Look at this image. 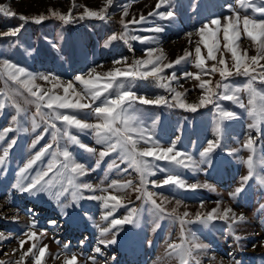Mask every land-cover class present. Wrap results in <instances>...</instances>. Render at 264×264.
Returning <instances> with one entry per match:
<instances>
[{"label": "rangeland", "instance_id": "rangeland-1", "mask_svg": "<svg viewBox=\"0 0 264 264\" xmlns=\"http://www.w3.org/2000/svg\"><path fill=\"white\" fill-rule=\"evenodd\" d=\"M157 2L158 0H113L107 8L106 18L101 20L79 17L84 12L85 6L91 10H99L105 6V0H74L75 8H73V0H0V5H7L17 13V16L22 14L33 17L44 14L49 17L37 24L31 20L25 23L18 18H7L0 14V32L9 31L20 24L24 25L15 37L0 36V61L7 59L38 76L59 77L62 83L72 81L78 91H83V86L75 82V76L87 77L93 68L98 73H105L116 67L125 68L132 65L135 60L146 59L149 49L162 50L167 57L164 63L174 62L187 51L191 55L181 64L166 69L163 75L170 77L175 72L177 79L172 81V88L184 93L183 99L186 103L198 104L202 95V90L198 87L199 82L183 76L185 72L200 71L195 67V48L200 39L198 30L213 18L219 17L224 23V17L232 15V9H238V5L235 0H172L170 8L161 7L156 10ZM50 9L64 14H67L69 9H73L72 15L75 18L65 24L51 17ZM125 9L128 11L127 16L124 15ZM168 10L175 14L171 19L148 15L152 11ZM240 11L242 15L248 14L256 19L264 18L250 9ZM141 15L146 17L144 22L128 24L125 37L127 43L123 39H117L105 47V41L111 35L125 32L121 20L127 23L133 19L139 20ZM210 26L215 28L214 25ZM157 28H162L163 31H155ZM131 36H136L138 39L132 40ZM224 43L221 30L219 51L216 53L217 61L223 56L228 67L232 68L231 53L224 48ZM200 47L202 55L206 58L207 49L202 44ZM238 50L241 52L247 50L249 56L257 54L255 45L243 34L242 24ZM117 60L121 63H114ZM217 61L207 60V65L210 67ZM261 63L264 64V61ZM201 78L211 79L214 83L221 80L218 73ZM247 79L243 75H233L225 83L230 87H242ZM36 83L45 90L52 88V83L43 80H37ZM255 83L256 87L264 90V84L259 81ZM126 84L131 91L140 96H146L148 99L163 96L170 104L175 103L172 100L174 93L157 87L151 79L147 81L137 79ZM15 87L16 85L11 84L10 81L6 83V77L0 75V89ZM55 91L63 94L62 88H57ZM240 95L246 103L247 95L245 93ZM15 99L27 114V119L22 113L20 130L7 133L5 141H0V154L7 143L16 141L9 151L6 163L0 166V234L5 237L0 240V261H4L5 264H15L21 255V251L18 250L19 240L26 239L23 233L35 221L36 226L33 230L38 235L43 233L39 245L48 246L45 264H62L65 244L69 246L68 252L78 255L80 264H91L87 258L93 255L97 258V264H179L175 257L166 255L167 243L179 241V224L174 223L165 214L159 220L160 227L153 231L155 217L151 212V203L146 202L143 197L137 200L136 196L140 193L131 190L124 193L127 207L118 208L114 216L122 218L127 213L128 207H136L141 209L138 223L124 225L116 237L115 244L105 246L98 243L101 237L97 225L106 226L107 222L101 220L105 210L101 201L89 200L86 197L106 195L107 193L100 189H106L112 180H132L134 185H139L140 182L134 170L124 171L127 165L121 163L115 153L106 157L101 166L96 168L95 157L87 151L66 139L59 141V146L67 147L77 162L92 169L87 175L80 177L78 182L91 184L96 190H81L85 198L79 199L76 203L71 202V196L61 197L60 202L57 203L56 199L50 198L47 193L31 195L21 193L14 187L19 169L32 154L51 142L52 131L49 128L45 132L44 129L48 125L37 116L36 120L40 127L33 133L31 117L36 112V106L30 103L32 97L21 90L16 94ZM83 102L88 103L90 99H85ZM217 103L225 110L236 113L237 117L223 122V131L219 138L221 146L212 153L210 163L199 165L200 170L175 169L188 184L207 183L211 184L214 190L200 187L192 191L171 185L156 186L152 183L147 185V190L156 194L154 198L158 203L165 201L164 207L169 211L177 207V200L181 201L177 211L189 212L192 219L197 212L206 213L217 207L218 202L222 209L230 207L237 216L242 214L245 217V221L234 225L232 231L229 230V222L222 220H216L207 226L200 223L186 225L189 239L194 237L209 245L206 253L200 257L202 264H236L237 261L239 264H264V208H262L264 185H261L257 179H252L235 199L229 195L240 186L241 178L247 175V168L241 158L246 159L250 154L242 147L249 134L255 140V158L258 164L264 161V124L261 125L260 132L253 131L248 127L251 121L244 108L228 100H219ZM134 108L141 126L147 129L146 135H151L154 141H158L164 147L176 141L179 150L191 154L197 161L200 160L199 153L207 146V141L217 139L213 129L218 119V111L212 104L199 107L195 112L180 107L142 105L138 102L134 104ZM42 111L50 112L47 108H43ZM59 111L94 122L90 110L61 109ZM12 114H15V109L10 105L0 110V130L10 126ZM55 123L59 128L64 127L60 121ZM24 128L28 130L24 131ZM72 132L85 145L97 150L103 148V145L96 144L91 134L80 133L75 129H72ZM38 134L42 135L43 139L32 148V141ZM150 146L151 142L145 143L143 140L138 144L140 149ZM50 158L46 156L42 162H38L28 175L33 176L36 171L46 167ZM148 159L156 166V175L148 177L149 181L161 182L164 179L166 173L160 171V168L168 170L174 168L164 161ZM112 160L116 161L119 168L109 172L107 166ZM257 171L264 175V168L258 167ZM106 173L107 178H105ZM109 191L113 190L109 189ZM113 194L121 193L113 191ZM65 204L69 206L64 207ZM236 236L240 239L237 240ZM108 238L111 239V236ZM30 246L31 242L26 243L23 251ZM96 247L102 249L101 254L95 253ZM57 256L60 258L57 259ZM25 264H32V258H26Z\"/></svg>", "mask_w": 264, "mask_h": 264}, {"label": "snow or ice", "instance_id": "snow-or-ice-1", "mask_svg": "<svg viewBox=\"0 0 264 264\" xmlns=\"http://www.w3.org/2000/svg\"><path fill=\"white\" fill-rule=\"evenodd\" d=\"M238 9H232V15L224 17L222 23L219 17L213 18L209 23H205L203 27L198 30L199 42L195 48V67L200 71L197 73L185 72V78H192L198 81V87L202 90V95L199 98L198 104H188L183 99L184 93L176 91L172 88V81L177 79L176 73L173 72L170 77L163 75L166 69L173 68L174 65H179L184 62L191 53L185 52L183 56L178 57L174 62L164 63L167 57L162 50L149 49L146 59L135 60L132 65L125 68L116 67L105 73H98L93 68L88 76L77 75L75 82L83 86V91H78L76 84L72 81L62 83L59 77H49L48 75H35L27 69L20 67L7 59L0 61V75L6 77L11 84L16 85L15 88L0 89V110L11 106L15 109V114L10 117V126L0 130V141H5L6 134L20 130V118L22 113L27 119V114L23 112L21 106L16 102L15 96L22 90L32 97L30 103L35 104L36 112L31 117V131L35 133L40 127L36 120L39 116L48 125L44 129L45 132L49 128L51 131V142L45 144L38 151L30 156V158L19 169L17 181L14 187L21 193H29L31 195H38L47 193L50 198L56 199L60 202L61 197L71 196L72 203H76L79 199L85 198L82 195L83 189L95 191L91 184L78 182L80 177L88 174L92 169L85 166V164L77 162L71 151L67 147L61 148L59 141L66 139L74 145H78L81 149L87 151L91 156L95 157V167L99 168L106 157L113 153L127 165L128 169H132L139 177V185H134L132 180H112L106 189H100L106 192V195H92L86 197L89 200H97L102 202V207L105 210L102 213L101 220L107 222L106 226L101 227L97 225L100 232V245H112L117 242V235L124 225H135L138 223L141 215V209L136 207H128L127 213L122 218H116L114 213L118 208L127 207L125 203V195L128 190L140 193L136 196L137 200L142 197L146 202L152 205V215L155 217L153 231L160 227L159 220L163 215L170 217L174 223L179 224L180 236L178 242L167 243L166 255L168 257H175L179 264H202L201 255L205 254L209 248L208 244L202 243L196 238L189 239L186 225L192 223H200L201 225H209L216 220L229 222V230L232 231L233 226L245 221V217L241 214L237 216L230 207L221 208L219 202L217 207L212 208L206 213L197 212L195 218H190V213L184 211L179 213L177 211L181 201L177 200L176 205L169 211L164 207V202L160 203L154 198L156 195L147 190V185L152 183L156 186H175L178 189L196 190L203 187L214 190L211 184H188L175 169H187L192 171L200 170L199 165L203 163H210L212 153L219 148L220 136L223 131V122L226 120L236 119V113L225 110L220 107L217 101L228 100L238 104L244 108L251 123L249 129L260 132L261 125L264 124V90L256 87L257 81L264 84V18L256 19L248 14L241 13L240 10L250 9L253 13H258L264 17V0H235ZM113 3V0H105V6L99 10H91L84 7V12L80 15V19L85 17L98 18L104 20L107 15V8ZM172 0H158L156 10L161 7H171ZM231 7V6H229ZM73 8L75 3L73 0ZM50 16L63 21L65 24L72 22L75 18L72 15L73 9H69L67 14L61 13L54 9H50ZM0 14L7 18H18L20 21L27 23L31 20L34 23H42L48 19V16L40 14L33 17L24 15L17 16L15 11H12L7 5H0ZM124 15H128L127 9L124 10ZM149 16L159 15L163 19H171L174 17V12L168 10L166 12L152 11L148 13ZM145 16L141 15L139 20L133 19L127 23L121 20L125 32L123 34H113L105 41V47H108L111 42L117 39L125 40L127 43L126 34L128 24H139L144 22ZM241 24L243 34L255 45L257 54L249 56L247 50L243 52L238 50V41L241 39ZM210 25H214L215 28ZM23 24L5 32H0V36L15 37L23 28ZM222 30L224 48L231 53L233 61L232 68L221 56L217 61L216 53L219 51V33ZM155 31H163L162 28H157ZM130 39H138L136 36H131ZM207 49V57L202 55L200 45ZM159 52V54H155ZM155 54V55H154ZM207 60L217 61L210 67L207 65ZM114 63L119 64L121 61L117 60ZM219 65V66H218ZM234 69V70H233ZM259 69V71H258ZM218 73L221 77L220 81L215 83L211 79H202V76H211ZM233 75H243L247 77V82L242 87H230L225 81ZM149 80L151 79L159 88H164L167 91L173 92L172 100L174 104H170L166 97L160 96L155 99H148L146 96H140L136 92L131 91L127 87L126 82L134 80ZM37 80H43L46 83H52V88L45 90L42 86L36 83ZM62 88L63 94H58L55 90ZM222 89V91H217ZM241 93L247 95V102L245 103L241 98ZM85 99H90V102H83ZM98 102V103H97ZM138 102L142 105L169 107H180L186 110L195 112L199 107L207 105H214L218 111V119L213 129L215 140H208L207 146L199 153L200 160L197 161L191 154L183 152L177 148V142L172 141L167 147L162 146L158 141H154L151 135H146L147 129L141 126V121L135 115L136 109L134 104ZM95 105V106H94ZM43 108L50 110L48 113L42 111ZM90 110L94 117V122L83 120L76 115L67 114L59 110ZM55 121H60L64 127L59 128ZM155 123V121L153 122ZM75 129L77 132H87L91 134L96 144L103 145L101 150L89 147L82 143L77 135L72 132ZM24 128V131H27ZM43 139L42 135H37L33 139L31 147L36 145ZM143 140L145 143L151 142V146L140 149L138 144ZM16 143L12 140L7 143L6 147L2 148L0 154V166H3L9 156L10 149ZM55 146V147H54ZM243 149L250 154L246 159H242V163L247 168V175L241 178L240 186L230 193L232 199H235L240 193L245 190V186L252 179H257L261 185H264V175H261L257 168H264V161L258 164L256 160V146L255 140L249 134L243 142ZM46 156H50L47 165L35 172V175L29 176L28 173L34 169L38 162H42ZM152 158L155 161H164L167 164L174 166L172 170L160 168V171L166 173L161 182L155 180L149 181L148 177L156 175V166L148 159ZM108 171L114 168L118 169L119 165L115 160L108 164ZM107 178V173L106 177ZM27 181V183H25ZM113 190L116 193L113 194ZM166 199V198H165ZM130 202V201H129ZM68 207V204L63 205ZM203 207V204H201ZM264 208V206H262ZM55 223V221H51ZM35 221H33L28 230L23 233L26 239L19 240V249L21 255L15 264H25L26 258H32V264H45L47 256V245L40 246V235L35 229ZM111 236V239L108 237ZM5 237L0 234V240ZM237 240L239 236L235 237ZM31 242V246L23 251L24 245ZM68 245H64L62 264H80L79 257L76 253L67 251ZM17 250H14V252ZM96 254H101L102 249L96 247L94 249ZM60 257L57 256V259ZM114 259V258H113ZM91 264H97L95 255L87 258ZM0 264H5L0 261ZM236 264H239L237 261Z\"/></svg>", "mask_w": 264, "mask_h": 264}]
</instances>
